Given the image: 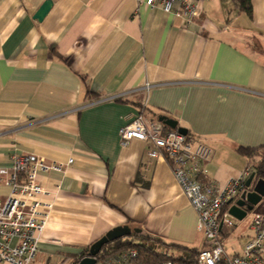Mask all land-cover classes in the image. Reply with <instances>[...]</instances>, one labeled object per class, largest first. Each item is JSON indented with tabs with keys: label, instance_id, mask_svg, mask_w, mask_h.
Masks as SVG:
<instances>
[{
	"label": "crops",
	"instance_id": "obj_1",
	"mask_svg": "<svg viewBox=\"0 0 264 264\" xmlns=\"http://www.w3.org/2000/svg\"><path fill=\"white\" fill-rule=\"evenodd\" d=\"M45 1L0 0V177L15 155L62 166L38 177L52 206L36 258L74 264L117 226L205 248L169 164L140 141L122 146L119 129L139 103L143 118L173 119L212 150L217 186L239 177L248 162L237 148L264 146V0H251V17L232 0H191L199 16L188 24L135 0H51L39 22ZM222 230L224 241L237 225ZM237 236L228 254L249 225Z\"/></svg>",
	"mask_w": 264,
	"mask_h": 264
},
{
	"label": "built area",
	"instance_id": "obj_2",
	"mask_svg": "<svg viewBox=\"0 0 264 264\" xmlns=\"http://www.w3.org/2000/svg\"><path fill=\"white\" fill-rule=\"evenodd\" d=\"M137 6L160 9L174 14L188 24L199 16L191 0H135ZM146 84L144 89L148 90ZM122 146L137 140L145 145L147 158L166 161L185 198L197 214V231L206 247L199 250L195 264H264V215L253 214L249 230L251 236L237 254H228L221 239L222 228L234 227L228 207L246 190L245 182L251 176L247 166L239 177L224 187L217 186L207 175L206 164L212 150L202 142L171 130L158 121L136 116L119 129ZM71 163V160L69 161ZM61 165L48 163L34 155L12 156L10 173L6 180L0 177V264H31L38 252L39 236L52 204L41 198L49 192L38 182L40 175L60 171ZM135 250H129L97 261L95 264H135ZM158 264H175L164 262Z\"/></svg>",
	"mask_w": 264,
	"mask_h": 264
},
{
	"label": "trees",
	"instance_id": "obj_3",
	"mask_svg": "<svg viewBox=\"0 0 264 264\" xmlns=\"http://www.w3.org/2000/svg\"><path fill=\"white\" fill-rule=\"evenodd\" d=\"M232 1L237 11L244 13L248 17H251V0ZM137 105L141 110L140 115L143 116L144 108L139 103ZM237 152L247 159L248 166L251 168V175H254V180H264V146L257 148L238 147ZM223 230L221 231L222 241L224 235H226ZM136 239H138L139 242L136 241ZM160 244L165 246V251H160L157 249V246ZM88 249L89 247L84 250L81 256L76 259L74 264H77L82 258L86 256ZM168 249L175 250L176 253L184 252L185 256L179 257L174 253H169ZM129 250H135L137 252V258L134 260L135 264H158L164 262H173L175 264H195L197 255L199 253V251L196 249L166 243L142 233H132L129 237H124L120 240L105 245L96 259L97 261L103 260Z\"/></svg>",
	"mask_w": 264,
	"mask_h": 264
},
{
	"label": "water",
	"instance_id": "obj_4",
	"mask_svg": "<svg viewBox=\"0 0 264 264\" xmlns=\"http://www.w3.org/2000/svg\"><path fill=\"white\" fill-rule=\"evenodd\" d=\"M51 6V0H46L36 12L34 19L39 22L42 21L51 9ZM157 121L171 130H176L179 134L184 136L188 134L185 128L178 126L177 121L166 116H159ZM245 188L246 190L235 202L233 209L229 211L230 216L238 221L243 220L248 213L253 212L255 207L264 198V180L255 181L254 175H251L245 182ZM132 233L140 234L141 230L138 228H130L128 226H117L112 228L104 236L89 246L86 256L77 264H95L97 256L105 245L124 237H129Z\"/></svg>",
	"mask_w": 264,
	"mask_h": 264
},
{
	"label": "rangeland",
	"instance_id": "obj_5",
	"mask_svg": "<svg viewBox=\"0 0 264 264\" xmlns=\"http://www.w3.org/2000/svg\"><path fill=\"white\" fill-rule=\"evenodd\" d=\"M255 213H258V214L264 215V198H263L262 201H261V202L255 207V209H254L253 212L247 214V218L245 219L244 222L240 223V222H235V220H234V225H235V224L237 225V230H236V232H235V235H234L232 238L225 239V240L223 241V246H224L225 250H226L228 253H231V251H233V250H237V249H238L239 245L242 243V240H241V238H239L237 235L239 234V232H240L243 228L246 229V227L250 224V220H251L253 214H255ZM136 241H138V239H136ZM138 242H139V241H138ZM157 247H158L157 249L160 250V251H165V250H166V248H165L164 245H161V244H160V245H158ZM231 247H232V249H231ZM168 252H169V253H174V254H176V255L179 256V257H184V256H185V253H184V252L176 253L175 250H171V249H168ZM55 262H56V261H53L51 264H55ZM32 264H48V263L46 262V260L43 261V260L41 259V257H37V258L35 257V260L32 262Z\"/></svg>",
	"mask_w": 264,
	"mask_h": 264
}]
</instances>
